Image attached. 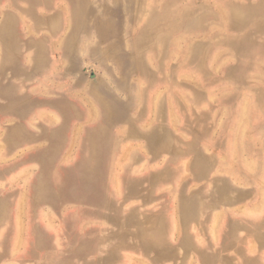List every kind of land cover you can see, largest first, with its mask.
Returning a JSON list of instances; mask_svg holds the SVG:
<instances>
[{"label": "rangeland", "instance_id": "374dc122", "mask_svg": "<svg viewBox=\"0 0 264 264\" xmlns=\"http://www.w3.org/2000/svg\"><path fill=\"white\" fill-rule=\"evenodd\" d=\"M90 1L86 10L91 17L88 21L93 24L104 20L100 17L105 14L112 16L108 21L113 33L99 35L94 28L92 34L82 36L83 43L76 44L68 58L64 57L68 59L66 66L59 67H55V56L63 59L61 51L53 50L54 43L48 41L39 73L33 68L34 52L29 51L23 68L28 72L27 81L19 82L7 72L9 80L2 81V86L10 88L12 95L26 92L32 96L36 104L28 101V107L43 105L45 109L43 113L31 112L20 117L21 120L11 116L13 122L25 123L28 132L36 135L54 129L65 118L47 108L55 105V97L60 106L72 107L80 113L70 116L73 119L68 123L66 139L55 148V161L51 163L54 171L55 167L75 160L84 144L81 142L84 124L102 123L103 107L113 116L119 110L123 120L110 127L106 155L109 162L104 163L105 169L113 173L108 179L113 183L109 195L122 202L128 189L126 186L121 189V178H116L125 172L139 171L132 177L149 170L170 174L166 187L156 185L149 191L146 182L140 183L136 187L139 198L124 199L128 201L124 203L125 216L135 214L141 220L142 215L164 214L165 209L164 234L174 244L181 236L176 203L181 196L193 199L199 210L186 230L189 239L197 242L198 236L201 244H197L205 251L214 238L209 208L216 204L221 217L226 208L234 213L231 216L235 221L242 214L250 218L252 236L247 237L245 250L248 252L251 246L252 257H261L264 0ZM106 6L110 8L108 13L104 12ZM33 25L34 21L26 18L18 30L30 36ZM43 28L46 30L47 26ZM58 74L64 82L55 84ZM9 118L6 115L3 120ZM107 118L116 120L112 116ZM152 132L158 136L154 141L142 138ZM2 134L0 131V138ZM48 144L44 140L40 145L15 149L9 155L0 141V168L4 170L11 163L13 166L0 176V200L10 204L9 219L0 224V264H85L94 260L93 254H86L90 247H96L99 254L96 264H101L100 258L108 251L109 243H115V236L110 241L105 238L108 230L117 232L115 226L105 221L102 225L99 218L73 209L77 206L73 202L55 209L45 203L37 210H28L30 187L39 165L14 164L19 157L33 154ZM87 150V154L99 155L101 145L92 143ZM155 182L160 184V180ZM147 197L151 202L144 200ZM221 197L227 201L221 202ZM132 205L140 210L135 213ZM148 225L142 222L140 227L147 229ZM35 227L41 235L37 249ZM136 229L133 225L127 227L130 232ZM84 232L95 237L88 247L83 243ZM102 234L104 243L98 241ZM121 240L129 249L118 251L115 259L120 260L115 264H151L147 257L134 252L133 245L140 249L141 241L133 242L130 236Z\"/></svg>", "mask_w": 264, "mask_h": 264}, {"label": "crops", "instance_id": "0c3cea01", "mask_svg": "<svg viewBox=\"0 0 264 264\" xmlns=\"http://www.w3.org/2000/svg\"><path fill=\"white\" fill-rule=\"evenodd\" d=\"M113 1L117 2L118 0ZM90 3V0H0V100L2 101V103L0 102V116H3L0 117V120L5 119L6 115L10 117L0 123V131L3 132V137L0 138V141L4 142L9 155L15 149L32 144L40 145L44 140L49 142L46 148L40 147L33 154H25L19 157L14 164V166H17L18 163L27 164L32 162L39 165L35 180L30 187L31 197L27 205L28 210H37L39 206L45 203L55 209V207H60L59 205L73 202L77 204V206H73V209L83 210L86 215L99 218L102 225L105 221L111 227L115 226L117 232H112V230L108 229L104 230H108V235L105 237L108 241L115 236V243H109L108 251L100 258L101 264H115L120 260L115 259L118 256V251L129 249L128 246L125 247L124 241L121 240L125 236H130L133 242L135 240L141 241L140 249L133 245L134 252H139L142 256L147 257L151 264H189L190 259H194L191 264H264V253L261 254V257H252L251 246L248 247V252L245 250L247 237L252 236L251 220L246 214H242L243 216L238 217V220L235 221L231 216L234 213H230L229 209H223L225 214L221 217V210L218 209L216 204L212 205L209 211L211 210L212 214L214 238L212 246L205 251H203L202 246L197 244L200 243L198 236L196 235L197 242H195L189 239L186 230L189 229V222L195 219V212L199 210L198 204L194 203L193 199L181 196L176 203L175 213L180 225L181 236L175 239L174 244L169 238L167 240L164 234L165 221H162V216H165V209L164 214L152 212L149 217L147 216L148 218L142 215L141 220L136 219L135 214L131 217L125 216L123 213L125 212L124 203H128V201H124L125 197L126 200L129 197L138 199L139 192L136 187L142 182L148 184L149 191L156 185H159V187L168 186L170 182V176L168 175L170 174L163 170H149L145 174L132 177L133 174L139 173V171L125 172L116 178H121V185L116 181L121 189L124 190V186L128 189L122 198V202L118 203V200L115 201L109 195V189L112 188L113 183L109 182L108 179L112 178L111 175L113 173H109V170L105 169L104 163L109 162L106 155L110 138V127L123 120V117L119 115V110H115V116H113V113L103 107L104 117L102 123L94 125L90 123L84 124L82 128L84 133L81 138V142L84 144L76 155L75 160L69 162V165L55 167L54 171V165H51V163L55 161V148L60 146L61 142L66 139L68 123L73 119L70 116L77 115V110L69 106H60L58 97H55V105L47 108L51 110V113L64 115L65 118L62 124L55 126L54 129L42 130L37 135L29 133L25 123L13 122L14 118L11 116L19 117L17 120H21L20 117L31 112L43 113L45 109L42 104H39L42 105L39 107H28V101L36 104L32 96H29L26 92H18L12 95L10 88L6 85L2 86V81L9 80V78H6L7 72H10L12 77H17L15 79L19 80V82L25 83L27 81L28 72L23 68L30 57L27 55L29 51L34 52L32 57V60H34L33 68H36L35 71L39 73L42 72L43 52L48 47L46 46L48 41L54 43L53 50L61 51L63 59H58L55 56V67H59L66 66L67 58L75 50V45H81L84 41L82 36L92 34L94 28L96 29L95 33L99 35L106 36L113 33L109 31L108 21L112 16L109 17L105 14L108 13L110 8L108 6L105 7V15L100 17H104V20H99V22H93L92 24L88 21L90 16L86 14L87 4ZM26 18L32 19L35 24L31 27L30 36L25 31L19 32L18 30L20 23H25ZM44 25L47 26L46 30L43 28ZM59 82H64V80L60 81L58 74L55 77V84ZM55 94V96H58V92H55ZM36 100L39 99L37 98ZM107 116L115 117L116 120L114 122L109 121ZM156 137L158 138L157 134L152 132L143 135L142 138L147 142H151ZM92 143L101 145V153L99 155L95 156L85 153ZM25 166L27 167V165ZM10 167H13L12 163L4 170L0 168V176H4ZM50 175H52L51 179L48 178ZM156 179L160 180V184L155 182ZM222 193L225 192L223 191L220 194ZM144 200L151 202L149 197ZM220 201L225 203L227 199L221 197ZM8 205L10 204L0 200V224L9 219L7 216ZM131 207V210L135 211V213L140 210L137 206L132 205ZM222 218L223 220H221ZM168 220L171 221V219ZM142 222L149 224L147 229L140 227ZM129 225H133L137 229L130 232L127 230ZM217 226L218 229L216 228ZM240 231L244 232L242 236L241 234L239 235ZM34 232L35 237H37L34 242L36 244L35 249H37L40 246L38 238H41V235L40 232H37L36 227ZM104 235L100 236L98 240L100 243H104ZM92 241H95V237L92 238L90 232H84L83 243L86 247ZM100 250L99 246L98 252ZM234 252L235 254H233ZM86 254H93L94 260L86 261L85 264H96L99 262V254H97L96 247L93 249L90 247V252L86 251ZM151 254L152 256H150ZM121 257L126 258L123 254Z\"/></svg>", "mask_w": 264, "mask_h": 264}]
</instances>
